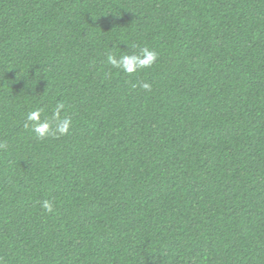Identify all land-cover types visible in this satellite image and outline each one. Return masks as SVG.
<instances>
[{"label": "trees", "instance_id": "16d2710c", "mask_svg": "<svg viewBox=\"0 0 264 264\" xmlns=\"http://www.w3.org/2000/svg\"><path fill=\"white\" fill-rule=\"evenodd\" d=\"M0 264H264V0H0Z\"/></svg>", "mask_w": 264, "mask_h": 264}, {"label": "clouds", "instance_id": "9594fccd", "mask_svg": "<svg viewBox=\"0 0 264 264\" xmlns=\"http://www.w3.org/2000/svg\"><path fill=\"white\" fill-rule=\"evenodd\" d=\"M143 55H124L119 60H117L113 55L109 54L108 63L114 67L120 68L128 73H132L137 68L149 67L156 60L157 54L154 51H151L147 48L141 50ZM144 88H150V85L145 83L142 85ZM63 108V104L57 105L56 109L53 111V119L57 121V131L61 134L65 133L68 130L70 125V120L63 119L59 117L60 109ZM28 120L33 121V130L41 136H44L47 133L50 125L47 121H40V110L37 109L28 115ZM27 126V125H26ZM42 207L47 211H52L51 204L45 200Z\"/></svg>", "mask_w": 264, "mask_h": 264}]
</instances>
